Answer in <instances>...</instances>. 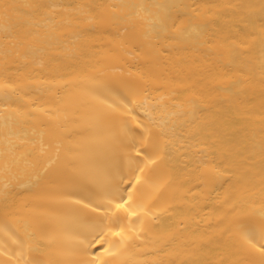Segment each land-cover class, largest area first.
Masks as SVG:
<instances>
[{
    "label": "bare ground",
    "instance_id": "obj_1",
    "mask_svg": "<svg viewBox=\"0 0 264 264\" xmlns=\"http://www.w3.org/2000/svg\"><path fill=\"white\" fill-rule=\"evenodd\" d=\"M0 264H264V0H0Z\"/></svg>",
    "mask_w": 264,
    "mask_h": 264
}]
</instances>
